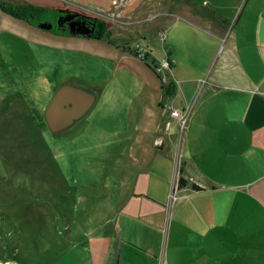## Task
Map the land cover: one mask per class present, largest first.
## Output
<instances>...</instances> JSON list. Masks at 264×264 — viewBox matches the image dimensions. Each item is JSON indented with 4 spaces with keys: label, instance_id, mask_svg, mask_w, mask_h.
Wrapping results in <instances>:
<instances>
[{
    "label": "rangeland",
    "instance_id": "1",
    "mask_svg": "<svg viewBox=\"0 0 264 264\" xmlns=\"http://www.w3.org/2000/svg\"><path fill=\"white\" fill-rule=\"evenodd\" d=\"M1 1L48 9L57 7L52 1H67L107 23L116 20L104 38L73 35L63 41L77 48L60 50L26 41L8 25L18 18L0 9V264H63L64 252L84 242L98 245V252L85 261L74 255L64 264H103L111 252L104 256L98 234H166L180 152L179 144L169 140L179 135L183 120L170 111L181 105L184 83L171 73L162 51L166 30L156 33L161 43L145 45L146 36L135 29L153 21L123 16L130 8L147 10L146 0H115L106 15L95 12L99 0ZM23 26L53 43L51 30ZM82 42H88V50L79 49ZM89 42L94 50L118 54L113 60L101 57ZM125 51L139 69L118 57ZM165 58L170 65H163ZM69 75L70 91L85 92L92 102L87 110H76L63 128H52L46 106L59 95L57 81ZM167 85H173L171 94L164 90ZM181 109L188 114V107ZM161 136L167 142L154 148ZM260 237L264 234H247L248 242ZM156 249L163 258L164 245ZM166 254L168 261L169 249ZM160 256L156 264H162Z\"/></svg>",
    "mask_w": 264,
    "mask_h": 264
},
{
    "label": "crops",
    "instance_id": "2",
    "mask_svg": "<svg viewBox=\"0 0 264 264\" xmlns=\"http://www.w3.org/2000/svg\"><path fill=\"white\" fill-rule=\"evenodd\" d=\"M98 3L95 12L100 15L115 7V0ZM64 4L73 8L67 1H52L53 6ZM146 5L147 10L134 7L123 16L143 24L146 18L153 21L135 29L146 36L145 45L159 42L156 33L166 30L162 51L171 61V73L184 83L179 90L181 105L173 108L188 107V114L182 113L179 135L169 140L180 146L175 168L177 178L182 168L186 182L178 187L175 181L176 199L166 234H98L104 256L108 249L111 252L103 264H115L118 254L119 264H156L160 256L156 246L161 244L162 264H264V237L247 240V234H264V0H146ZM8 25L26 41L60 50L77 48L63 41L72 35L53 33L50 43L25 28L32 25L22 19ZM85 43L79 49L85 50ZM86 45L94 50L90 42ZM95 50L101 57L114 58L111 49ZM59 55L64 57L62 52ZM118 57L133 62L135 69L141 66L126 51ZM69 77L55 85L62 103L70 91ZM63 111L55 105L46 114L64 124L69 114ZM142 224L146 229V219ZM98 249L86 242L74 244L59 263L71 261L74 255L88 260Z\"/></svg>",
    "mask_w": 264,
    "mask_h": 264
},
{
    "label": "flooded vegetation",
    "instance_id": "3",
    "mask_svg": "<svg viewBox=\"0 0 264 264\" xmlns=\"http://www.w3.org/2000/svg\"><path fill=\"white\" fill-rule=\"evenodd\" d=\"M55 10V13L53 14H48V17L43 19V20H40L38 22L41 23V22H45V23H50L51 24V28L49 29H44V30H51L52 33H55V34H67V35H75V36H85V35H80V34H76V33H72L71 32V29H76L77 27H80L81 29L83 28H88V29H92V33L96 30L99 29L100 27V23H94V17L92 15H89L87 13H82L76 9H73V8H70V7H54L53 8ZM72 12H75L77 13L76 16H74L73 18H70V14ZM74 22L73 25H71V23ZM28 23V22H27ZM38 24L36 25L37 27ZM40 28V27H39ZM43 29V28H41ZM91 33V34H92ZM61 93V92H60ZM64 93V92H63ZM73 99H70V96L68 98L67 94L65 93L63 99H64V103L60 102V98L58 97V99L53 102V104L50 106L51 109H53V107L56 105L57 107H62L64 109V113H67L69 114V120L66 121L64 124H60L61 123V120H56L53 118V116H47V119L52 123L54 122L55 124L58 123L57 128H62L63 126H65L66 124H68V122L70 120H72V114L76 111V110H80L81 107L79 105V103L76 101V99L74 98V96H76L74 93H69ZM67 96V97H66ZM68 101H71L72 102V105H69L68 104ZM50 104V103H49ZM48 104V106H49ZM48 112V110H47ZM47 115V114H46ZM62 117H66V115H62Z\"/></svg>",
    "mask_w": 264,
    "mask_h": 264
},
{
    "label": "trees",
    "instance_id": "4",
    "mask_svg": "<svg viewBox=\"0 0 264 264\" xmlns=\"http://www.w3.org/2000/svg\"><path fill=\"white\" fill-rule=\"evenodd\" d=\"M0 9L15 17L18 19H22L26 22H28L31 25H37L38 22L41 20L40 17L44 14H53L55 13L54 9H48L44 6H40V5H35L32 3H27V4H21V3H15V2H5V1H1L0 2ZM94 19V23L98 24L100 23V27L98 30L94 31L91 34V38H95V39H100L102 38L105 34H107V28H108V24L106 21L100 20L98 18H93ZM109 41V40H108ZM154 64V61L152 62ZM156 65H154L155 67ZM164 90L166 91L167 94H171L173 91V85H167ZM180 170V175L177 178V185L178 187H182L184 186L186 180L184 179V177L181 175L182 172V168H179ZM194 188H199L198 186L194 185Z\"/></svg>",
    "mask_w": 264,
    "mask_h": 264
},
{
    "label": "water",
    "instance_id": "5",
    "mask_svg": "<svg viewBox=\"0 0 264 264\" xmlns=\"http://www.w3.org/2000/svg\"><path fill=\"white\" fill-rule=\"evenodd\" d=\"M77 15V13H75V12H72L71 14H70V18H73L74 16H76ZM74 24V22H72L71 23V25H73ZM38 26L40 27V28H43V29H49V28H51V24L50 23H45V22H41V23H39L38 24ZM71 32L73 33H76V34H80V35H85V36H87V37H90L91 36V33H92V29H88V28H83V29H81L80 27H77L76 29H71ZM65 87V86H64ZM62 92V91H61ZM79 92L80 91H76V92H71V91H69L68 93H67V96H68V98H69V96H70V99H73L72 98V96L69 94V93H74L76 96H74V98L76 99V101L79 103V105H80V107H81V109L82 110H86L88 107H89V105H90V103H91V99H92V97L90 96V95H88V94H86L85 92H80V93H82V94H84V95H80L79 94ZM62 94V93H61ZM66 96V97H67ZM58 97L59 98H61L62 96L59 94V95H57L54 99H55V101L58 99ZM54 100H53V102H55ZM53 102L49 105V106H51L52 104H53ZM68 104L69 105H72V102L71 101H69L68 102ZM163 146H164V138L163 137H158V138H156L155 139V141H154V143H153V147L154 148H157V149H161V148H163Z\"/></svg>",
    "mask_w": 264,
    "mask_h": 264
},
{
    "label": "built area",
    "instance_id": "6",
    "mask_svg": "<svg viewBox=\"0 0 264 264\" xmlns=\"http://www.w3.org/2000/svg\"><path fill=\"white\" fill-rule=\"evenodd\" d=\"M165 37H166V33L163 32L162 35H161V39H165ZM168 64L170 65V62L168 61L167 58H165V61L163 62V65H164V66H165V65L168 66ZM157 67H159V64H158L155 68H157ZM170 113H171L172 116H178V117H180L181 119L184 118V116L182 115V113H181L178 109H174V108L172 109V108H171Z\"/></svg>",
    "mask_w": 264,
    "mask_h": 264
}]
</instances>
